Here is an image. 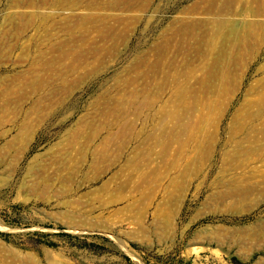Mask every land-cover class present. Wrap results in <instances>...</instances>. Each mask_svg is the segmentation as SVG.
Returning <instances> with one entry per match:
<instances>
[{
  "label": "rangeland",
  "instance_id": "rangeland-1",
  "mask_svg": "<svg viewBox=\"0 0 264 264\" xmlns=\"http://www.w3.org/2000/svg\"><path fill=\"white\" fill-rule=\"evenodd\" d=\"M0 264H264V0H0Z\"/></svg>",
  "mask_w": 264,
  "mask_h": 264
}]
</instances>
